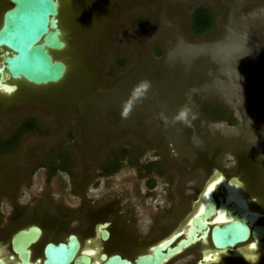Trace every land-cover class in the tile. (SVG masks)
<instances>
[{
    "label": "flooded vegetation",
    "instance_id": "af4514ba",
    "mask_svg": "<svg viewBox=\"0 0 264 264\" xmlns=\"http://www.w3.org/2000/svg\"><path fill=\"white\" fill-rule=\"evenodd\" d=\"M83 1L69 3L85 9L89 0ZM17 86L24 89L20 81ZM7 95L0 93V121L16 126L0 132V264H264V258L247 259V252L264 247V141L236 100L111 107L97 126L111 131L95 142L76 125V133L46 146L52 137L44 132L39 145L24 139L37 130L31 106L61 114ZM72 106L79 119L82 109ZM20 108L25 115H15ZM124 108L132 122L126 126ZM111 110L117 118L108 125ZM31 121L34 130L17 133ZM222 123L232 129L215 127ZM122 132L141 140L104 147ZM236 184L243 203L227 192ZM227 197L244 211L230 217L221 206ZM211 200L214 211L205 217ZM241 215L253 216L246 221L248 239L227 248L214 244L212 226ZM254 227L262 233L255 236Z\"/></svg>",
    "mask_w": 264,
    "mask_h": 264
},
{
    "label": "rangeland",
    "instance_id": "374dc122",
    "mask_svg": "<svg viewBox=\"0 0 264 264\" xmlns=\"http://www.w3.org/2000/svg\"><path fill=\"white\" fill-rule=\"evenodd\" d=\"M3 3L0 0V7ZM61 3L62 33L70 38L71 53L76 52L77 70L57 89L43 88L35 93L13 86L10 93L15 100L11 102L26 99L61 114L41 112L31 106L30 114L37 121V130L34 135L24 136L26 141L36 138L30 141L39 145L44 132L45 136L52 137L46 140L49 146L68 138L71 130L76 133L78 125L86 140L89 137L93 143L111 131L97 127L111 107L121 109L132 104L138 109L164 101L188 105L191 99L224 104L225 99L236 100L235 106H241L243 113L249 114L252 131L258 132L264 141V0H89L85 9L71 6L69 0ZM198 7L211 12L213 23L208 30L196 34L191 20ZM139 18L143 22L134 26ZM121 59L124 65L119 64ZM143 80L150 81L152 86L146 98H139ZM94 88L98 89L95 96L92 95ZM203 90L221 91L223 97L199 92ZM72 103L82 109L79 119L73 106L69 108ZM17 110L15 115H25V109ZM114 114L113 110L107 113L108 125L116 121ZM10 121H0V132L16 126L13 122L8 124ZM122 122L123 126L132 124L128 118ZM244 126L236 128L242 130ZM215 127L225 130L226 126L222 123ZM135 136V133L122 132L104 147L114 149L113 145L132 143ZM53 138L57 140L52 141ZM234 186L237 188L232 198L239 201L244 196L239 185ZM263 248L259 245L247 252L248 261L262 260Z\"/></svg>",
    "mask_w": 264,
    "mask_h": 264
},
{
    "label": "water",
    "instance_id": "95a60500",
    "mask_svg": "<svg viewBox=\"0 0 264 264\" xmlns=\"http://www.w3.org/2000/svg\"><path fill=\"white\" fill-rule=\"evenodd\" d=\"M6 1L10 5L0 9V93L8 94L9 98L17 81L27 90L57 89L77 70L76 52L71 53L70 38L62 33L61 0ZM221 206L230 217L234 212L244 211L229 197ZM214 208L215 202L209 201L205 217L212 214ZM247 220L252 221L253 216L224 218L222 225H213L210 231L213 243L227 248L247 240ZM258 232L262 233V228L254 227L255 236Z\"/></svg>",
    "mask_w": 264,
    "mask_h": 264
},
{
    "label": "trees",
    "instance_id": "16d2710c",
    "mask_svg": "<svg viewBox=\"0 0 264 264\" xmlns=\"http://www.w3.org/2000/svg\"><path fill=\"white\" fill-rule=\"evenodd\" d=\"M80 3H84L83 0H79ZM143 22V18H139L137 21L134 22V26H138ZM213 23V16L211 12L205 8V7H198L196 8L192 13V20H191V28L194 33L199 34L206 30H208ZM125 61L124 59H121L120 65H124ZM36 128V123L34 121H31L29 123L22 124L20 129L17 131V133L23 132V131H29L34 130ZM9 142L12 144L17 143V136H13L12 139H9Z\"/></svg>",
    "mask_w": 264,
    "mask_h": 264
},
{
    "label": "clouds",
    "instance_id": "9594fccd",
    "mask_svg": "<svg viewBox=\"0 0 264 264\" xmlns=\"http://www.w3.org/2000/svg\"><path fill=\"white\" fill-rule=\"evenodd\" d=\"M151 82L148 80H143L140 82L139 88H140V97L139 98H146L147 97V93L149 92V90L151 89ZM129 111L130 109H125L124 112L122 113V116L124 118H127V116L129 115ZM181 118H183V116H181Z\"/></svg>",
    "mask_w": 264,
    "mask_h": 264
},
{
    "label": "bare ground",
    "instance_id": "6f19581e",
    "mask_svg": "<svg viewBox=\"0 0 264 264\" xmlns=\"http://www.w3.org/2000/svg\"><path fill=\"white\" fill-rule=\"evenodd\" d=\"M18 90H19V89H18ZM28 91H29V90H28ZM20 92H21V91H20ZM25 92H26V90H25ZM29 92H30V91H29ZM58 92H59V91H58ZM58 92H57V93H58ZM35 93H36V91H35ZM44 93H45V92H44ZM27 94H29V93H27ZM31 94H34V92H33V93L31 92ZM37 94H38V93H37ZM37 94H36V97H37ZM40 95H41V94H40ZM42 95L45 96V94H42ZM58 95H59V94H58ZM38 96H39V95H38ZM32 97H35V95H33ZM39 98H40V97H39ZM32 99H33V98H32ZM234 188L236 189L237 187L234 186V185H233V186L230 185L229 188H228V191H227V192L229 193V195H231V197H234V196L232 195V194H234ZM236 191H237V190H236ZM239 191H241V190H239ZM239 195H240V194H239ZM207 196H208V194H207ZM240 198H241V197H240ZM207 199H208V198H207ZM243 200L246 201V200L243 199V198L240 199L239 201H240L241 203H243V202H242ZM207 202H208V201H207ZM247 208H248V207H247ZM218 213H219V212H218ZM224 215H225V214H224ZM245 246H246V245H245ZM235 250H237V249H235ZM233 256H234V255H233Z\"/></svg>",
    "mask_w": 264,
    "mask_h": 264
}]
</instances>
